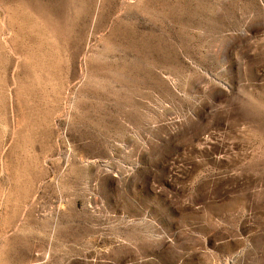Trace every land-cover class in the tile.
I'll list each match as a JSON object with an SVG mask.
<instances>
[{
  "label": "rangeland",
  "instance_id": "374dc122",
  "mask_svg": "<svg viewBox=\"0 0 264 264\" xmlns=\"http://www.w3.org/2000/svg\"><path fill=\"white\" fill-rule=\"evenodd\" d=\"M0 264H264V0H0Z\"/></svg>",
  "mask_w": 264,
  "mask_h": 264
}]
</instances>
